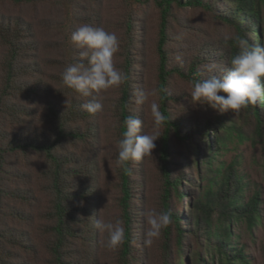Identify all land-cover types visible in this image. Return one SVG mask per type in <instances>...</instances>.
<instances>
[{"label": "trees", "instance_id": "obj_1", "mask_svg": "<svg viewBox=\"0 0 264 264\" xmlns=\"http://www.w3.org/2000/svg\"><path fill=\"white\" fill-rule=\"evenodd\" d=\"M81 1L0 0V264H104L102 260L140 264L143 260L136 228L140 164L130 161L127 169L116 164L117 141L126 130L124 120L128 116L141 119L135 109L139 32L132 1L151 2L159 14L157 92L159 110L166 119L158 141L162 187L158 203L160 212L172 216V223L156 240L159 264H187L184 241L189 235L188 248L195 245L194 264H208L205 251L212 258L216 254L220 264H250L244 250L233 246V222L244 220L251 231L259 224L260 193L243 200L244 177L233 165L215 170L209 151L202 155L194 148L186 170L193 171L197 159L205 157L209 168L202 166L197 174L199 182L207 179L209 186L206 190L198 186L202 194L191 207L194 213L189 229L174 205V198L181 195L183 175L173 168V142L182 138L179 122L168 116L170 21L175 8L203 9L234 30L233 38L239 35L250 44L258 41L263 45L264 0H120L122 14L103 22L119 39L115 67L128 79L100 93L103 111L96 114L82 110L80 106L88 98L61 81L64 68L79 59V50L71 43L72 32L81 24H102L95 14L76 17L85 10L96 12L91 4L83 8ZM224 1L228 6L221 10ZM45 8L55 11L57 18ZM220 42L196 46L183 70L179 67L176 72L183 78L194 75L205 79L208 70L204 69L209 64L224 63L228 68L239 49L233 39ZM261 101L264 107V99ZM243 109L255 119L261 135L264 112L257 104ZM217 123L215 127L223 130L221 120ZM215 127L211 120L203 127L197 123L189 135L207 137L212 130L216 133V149L212 151L218 153L229 142L232 128L224 137L218 136ZM98 217L124 221L126 240L117 250L103 246L107 234L94 227Z\"/></svg>", "mask_w": 264, "mask_h": 264}, {"label": "rangeland", "instance_id": "obj_2", "mask_svg": "<svg viewBox=\"0 0 264 264\" xmlns=\"http://www.w3.org/2000/svg\"><path fill=\"white\" fill-rule=\"evenodd\" d=\"M132 2L136 13V25L139 32L137 65L135 68L136 92L138 95L141 91L151 93L154 90L156 93L155 95H149L144 103H136L135 109L140 114L141 120L143 121L140 134H152L154 131V121L151 112V104L155 102L159 105V96L157 92L158 58L155 50L159 14L158 10L151 2L139 4L136 1ZM82 4L86 6L83 8H87L90 6L89 4L93 5L96 12L87 13V10H85L84 13L78 12L76 17L80 19L83 17L89 18L87 15L95 14V18L98 16L102 23L98 24V27H103L106 31H108L106 29L108 25H105L103 20L111 21L122 14L119 6L120 0H99L97 3L91 0L85 2L84 0L81 1V5ZM226 6H228L227 1H224L223 4H221V10L226 8ZM44 10L48 12L52 18H57L55 11L49 8H45ZM262 29L264 32V22L262 24ZM170 33L172 41L169 43L171 56L169 68L172 70V75L168 84L170 96L168 102V116H170L173 122H179V129L182 135L179 142L176 140L173 142V144H175L173 146V168L177 170L180 175H183V184L180 185L181 195L178 198H174V205L176 206L178 217L184 222L187 229H189L192 214L194 213L191 207H193L197 197L202 194V189L198 188V186L201 185L204 190L209 186L207 179H204L202 183L199 182L197 172H202V166L205 169H208L209 166H207L205 157L201 156L197 159V162H195L193 171H188L186 169L192 161V150L194 148L198 149L202 155L209 151L212 158L211 167H213V169H225L233 165L234 169L244 177V193L242 197L244 201H248L256 192L260 193L261 220L259 224L251 231L244 220H235L233 222V246L237 249L244 250L250 264H264V131L261 135L257 134V123L255 119L250 118L252 116H247L244 109L235 115L231 111L221 114L207 104L193 106L190 103V96L188 95L191 84L195 80H203V77L199 79L191 75L189 78H183L175 70L179 67L182 69L183 65L187 62L190 52L196 51V46L208 44L210 42L219 43V41H221L220 43H223L226 41V37H233L235 32L225 24L214 20L211 13L206 10L198 8H175L174 16L170 21ZM254 37L256 38V35ZM262 38L264 45V34ZM257 44H259L258 41ZM177 56L182 58L181 62L177 61ZM113 59L116 66L117 60L115 61V55ZM225 69L224 63L216 65L215 71H208L205 75V79H207L211 73L223 75ZM204 70H207V68ZM257 106L260 111L264 112L262 101L258 102ZM207 120H211L212 123H214V127L215 124L218 126L217 121L221 120L220 124L224 126V129L222 130L217 126L215 127L218 136H228L229 128H232V132L229 134V142H227L226 147L218 153H213L216 151H212L216 149L213 144L216 140V133L212 130H208L207 137H201L195 134L189 135L190 129L194 124L200 123V126L203 127ZM157 131L159 136H161L164 131V125L162 124ZM208 137L210 139H208ZM159 139L160 137L155 141L156 147L151 153L152 156H147L142 161L138 162L140 165L137 167L135 196L138 198L136 201V209L139 215L137 217L136 228H138L137 232L139 238H141L140 247L141 253H143V260L140 264H159L157 239L151 244L145 243V212L151 210L160 212L158 198L162 192V187L157 167ZM191 239L192 237L189 235L184 241L187 264H194V243H192V250L188 248ZM194 241L195 239L193 238V242ZM205 260L208 264H220L219 257L216 254L215 258H212L211 253L206 251ZM102 263L110 264L104 260H102Z\"/></svg>", "mask_w": 264, "mask_h": 264}, {"label": "clouds", "instance_id": "obj_3", "mask_svg": "<svg viewBox=\"0 0 264 264\" xmlns=\"http://www.w3.org/2000/svg\"><path fill=\"white\" fill-rule=\"evenodd\" d=\"M70 39L72 45L79 50V59L64 68L61 81L81 97L88 98L81 104L82 110L89 114L99 113L103 111L100 93L119 87L128 79L127 74L118 70L114 64V55L120 48L119 39L115 33L90 24L78 26ZM227 39H233L239 49L230 58L229 67L220 77L213 75L208 79L193 81L188 95L193 106L207 104L221 114L231 111L236 115L243 108L264 99V45L250 44L239 35L234 38L226 37ZM176 59L178 62L182 61L180 56ZM206 68L213 72L216 65L210 64ZM155 94L154 90L151 93L141 91L136 103L142 104L149 95ZM151 112L154 121L152 134H140L143 126L141 119L128 116L124 120L126 130L117 141L118 167L127 169L130 161H142L156 147L155 141L160 137L157 130L166 118L155 102L151 104ZM145 217V243L151 244L172 223V216L167 211L151 210L145 212ZM94 227L100 233L107 234L103 246L109 251L117 250L126 240V227L119 217L109 221L98 217L94 221Z\"/></svg>", "mask_w": 264, "mask_h": 264}]
</instances>
